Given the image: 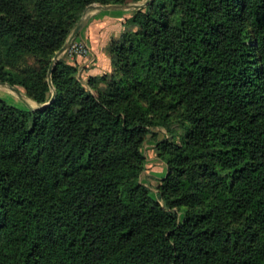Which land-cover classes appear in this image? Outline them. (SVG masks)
Wrapping results in <instances>:
<instances>
[{
	"label": "trees",
	"instance_id": "16d2710c",
	"mask_svg": "<svg viewBox=\"0 0 264 264\" xmlns=\"http://www.w3.org/2000/svg\"><path fill=\"white\" fill-rule=\"evenodd\" d=\"M140 1L0 0V82L48 104L0 97V264H264V0H153L51 102L88 7ZM176 123L156 198L143 147Z\"/></svg>",
	"mask_w": 264,
	"mask_h": 264
},
{
	"label": "rangeland",
	"instance_id": "374dc122",
	"mask_svg": "<svg viewBox=\"0 0 264 264\" xmlns=\"http://www.w3.org/2000/svg\"><path fill=\"white\" fill-rule=\"evenodd\" d=\"M153 0H142L138 3H133L129 4L130 7L129 9L131 10V17L125 19L123 21V26L121 31H113L115 32L113 34V37L109 40L108 44L104 48V54L106 57V60L109 61V64L107 65L106 69L102 71V73H96L95 68L99 65L98 59L93 57V50L91 48V45L89 42L81 38L82 33L85 31V28L80 32V34L76 37V39L73 41L72 45L70 48L60 57V60H64L72 65L78 66V74L77 77L78 79L83 82L84 84H88L89 79L92 77H102L104 75H110L113 72V66H112V59H111V54L109 51V46L110 44L117 39H120L121 35L123 34L124 31L133 29L137 30L138 26L136 25H130L128 24V20L132 18L133 14L135 11L140 10L142 8H146L150 2ZM100 6H121V5H100V4H93L89 8L87 12H85L84 16L87 17L89 20V15L91 11H97L99 10ZM122 6H128V5H122ZM103 10V9H100ZM90 11V12H89ZM105 11V10H104ZM89 22V21H88ZM78 25V24H77ZM76 28V27H75ZM74 31V30H73ZM69 40V39H68ZM68 42V41H67ZM78 45H84L88 48V53L87 54H81L78 53L77 47ZM75 46V49H74ZM54 61V59H53ZM57 61V62H58ZM56 62V63H57ZM34 63V61H31V64ZM53 63V62H52ZM52 65V64H51ZM99 67V66H98ZM51 69V68H50ZM94 70V71H93ZM49 82L53 87V95L56 93L55 87L53 86L52 83V77L50 76V71H49ZM2 83V82H0ZM13 86H10L9 84L3 83V85H0V97L7 101L9 104L16 106L20 109L23 110H30L31 108L37 110L41 109L44 106L48 105H41L31 99L24 89L20 87H14L17 89V92L12 90ZM53 98V97H52ZM52 101V99H51ZM174 127L176 128V133L173 135V132L169 131L165 127H157L153 129L152 133L148 135L144 147H143V154L146 158V166L143 171L142 177H141V182L145 185H147L151 190L152 194L154 197L158 198V188L160 187L162 180L165 179L168 174L170 173V169L166 162L159 157L158 155V144L159 141L169 139L172 141H176L177 143H181L182 138L185 134L184 128H180L178 123L174 124Z\"/></svg>",
	"mask_w": 264,
	"mask_h": 264
},
{
	"label": "crops",
	"instance_id": "0c3cea01",
	"mask_svg": "<svg viewBox=\"0 0 264 264\" xmlns=\"http://www.w3.org/2000/svg\"><path fill=\"white\" fill-rule=\"evenodd\" d=\"M90 12V11H89ZM89 22L81 38L86 39L93 50V57L98 59L96 73H102L109 64L104 54V48L115 32L121 31L123 21L131 17L129 8L97 10L88 13Z\"/></svg>",
	"mask_w": 264,
	"mask_h": 264
},
{
	"label": "water",
	"instance_id": "95a60500",
	"mask_svg": "<svg viewBox=\"0 0 264 264\" xmlns=\"http://www.w3.org/2000/svg\"><path fill=\"white\" fill-rule=\"evenodd\" d=\"M132 6L128 5V6H100V9L103 10H110V9H117V8H130ZM91 8V7H89ZM89 8L87 9V11L89 10ZM86 11V12H87ZM88 23V19L87 17H83V19L78 23V25L76 26V28L74 29V31L72 32L68 42L65 44V46L56 54L54 61L51 65V69H50V76L52 75L53 69L56 65V62L60 59V57L70 48V46L72 45L73 41L76 39V37L80 34V32L86 27ZM0 85H3V83H0ZM12 90H14L15 92H17V89L12 87ZM56 98V93L53 95L52 101L53 102ZM50 104V103H49ZM48 106V105H47ZM33 109V108H31ZM35 110V109H33Z\"/></svg>",
	"mask_w": 264,
	"mask_h": 264
},
{
	"label": "built area",
	"instance_id": "2783aa9c",
	"mask_svg": "<svg viewBox=\"0 0 264 264\" xmlns=\"http://www.w3.org/2000/svg\"><path fill=\"white\" fill-rule=\"evenodd\" d=\"M74 49H75V46H74ZM76 51L78 53H81V54H87L88 53V48L86 46H84V45H78Z\"/></svg>",
	"mask_w": 264,
	"mask_h": 264
}]
</instances>
